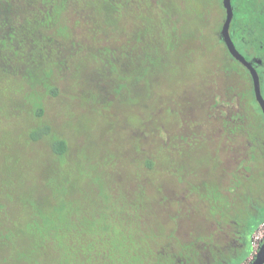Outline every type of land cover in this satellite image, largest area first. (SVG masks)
<instances>
[{
  "label": "rangeland",
  "instance_id": "rangeland-1",
  "mask_svg": "<svg viewBox=\"0 0 264 264\" xmlns=\"http://www.w3.org/2000/svg\"><path fill=\"white\" fill-rule=\"evenodd\" d=\"M90 1L68 0V5L74 10L75 2ZM111 1L116 6L115 13L97 16L87 11L76 15L79 24L72 39L81 34L69 48L62 50L43 41L40 55L28 46L23 50L22 56L37 57L43 66L48 65V57L59 64L62 94L58 103L34 93L33 85L44 73L42 68L34 69L29 62L9 63L10 53L0 51V201H4L0 207V217L4 215L0 225L14 226L18 231L17 225L24 227L31 221L23 214L32 213L35 204L44 205L52 216L39 225L53 231L59 229L54 234L55 240L63 244L70 233L85 235L80 242L84 251L79 255L83 264L85 257L91 256L86 245L98 242L97 227L109 229L110 238L116 237V243L110 241L111 250L122 254L119 244L124 228L120 227L131 223L120 221L121 218H129L131 214L134 217L135 209L140 206V214L151 225L160 218L163 207L172 206L170 200L163 198L162 190L154 189L161 185L165 186V192H170L169 186L175 187L176 181L164 174L167 167L180 163L186 170L196 167L199 176L202 175V147L191 142L183 155L174 152L167 153L168 156L155 155L156 170L145 174L140 161L146 138L142 136V127L146 124L147 129L155 128L160 114L170 117L171 110L179 103V108L189 113L193 108V88L203 87L214 77L212 60L216 52L209 44L223 50L217 40L208 43L211 37L208 28L220 17L215 4L210 2L215 0H160L162 16L158 10L154 11V21L160 17L161 26L157 22L152 31L146 28L147 10L139 0ZM90 19L98 24L111 20V34L91 38L86 33ZM178 35L185 42L204 39L206 52L202 55L185 52L183 46L171 52L169 42ZM150 39L157 42L158 51L154 52L155 65L148 70L146 64L150 58L145 45ZM40 106L45 109L43 122L52 121L55 131L74 141L73 157L68 161L57 162L42 144L27 139L33 123L30 113ZM85 108L94 111L93 116L85 115ZM173 118L179 117L174 114ZM83 130H88L86 136ZM134 138L137 141H130ZM55 196L63 197L66 205L63 212L54 205ZM18 212L21 213L17 216ZM131 222L132 229L139 225V221ZM189 222L194 223L192 219ZM140 225L145 223L142 221ZM23 241L18 237L14 242Z\"/></svg>",
  "mask_w": 264,
  "mask_h": 264
},
{
  "label": "trees",
  "instance_id": "trees-1",
  "mask_svg": "<svg viewBox=\"0 0 264 264\" xmlns=\"http://www.w3.org/2000/svg\"><path fill=\"white\" fill-rule=\"evenodd\" d=\"M141 6L144 7L147 13L144 15L146 18L147 29L152 31L155 28L156 21H154V0H139ZM258 1L264 0H232V4L236 7V14L232 31V40L239 50V32H235L236 19H240L248 24V27H253L255 24H261L264 29V21H261L259 11H255L254 4ZM111 0H91L87 4L81 2H75L74 10L72 6L68 5V0H0V51L4 54L10 53V57L7 58L9 63L24 65L27 62L31 63V66L35 68H42V75L40 80L35 81L33 88L39 98L58 103V99L61 97L62 91L60 86L59 76V64L55 59L48 57V65H41L37 57L22 56V52L25 47L28 46L37 50L40 55V45L43 41L50 42V45L55 47H62V50L69 48L72 44H76L77 37L72 39L76 35L78 27V19L76 15L81 12L88 11L87 14H102L101 16H107L108 14L117 12L115 4ZM213 2V1H210ZM90 4L88 7L87 5ZM94 4V5H93ZM72 10V11H71ZM91 26L88 32L91 38L95 39L97 36L110 35V29L113 27L111 20L105 19L104 24H98V21H91ZM259 31L261 29H258ZM74 34V35H73ZM101 34V35H99ZM244 38L247 45L253 43V37L249 33L248 29L244 33ZM200 37V36H199ZM172 36L168 47L176 51L180 46L186 52H195L202 55L206 52L204 46L205 40L202 38H194L187 48L186 42L179 35L174 39ZM257 46H264V31L260 34L257 33ZM209 42H216L211 36L208 38ZM212 50L216 52L215 59L212 60L213 76L207 84L201 88H193L195 91L194 98L191 99L193 108L189 113H185L179 108V103L168 117L166 114H160L161 119L156 120V127L147 129L146 124L142 127L144 145L143 155L140 159L142 168L145 170V174L156 170L155 155H167L170 153H180L183 155L188 151L187 143H193L201 145L202 157L204 159L203 151V139H202V123L205 109L209 102L214 101L216 95L225 94V98L232 99L239 103L241 109L252 108V89L250 83L247 81V74L244 70L240 69L236 63L232 62L228 58L226 50H219L213 44H209ZM147 58L150 61L146 64L147 69L150 70L156 63V57L154 52L158 51V44L153 39L146 41ZM212 51V53H213ZM37 55V54H35ZM152 55V56H151ZM215 60V64H213ZM25 62V63H24ZM261 94L264 96V68L259 73ZM62 83V82H61ZM33 84V82H32ZM62 85V84H61ZM121 88V87H120ZM34 90V89H33ZM119 92V91H118ZM87 105V103H86ZM85 115L93 116L94 111H87L84 109ZM177 114L178 119H174L173 115ZM30 119L32 120L30 131L27 134V139L32 143L42 144L49 150L52 156L57 162L68 161L72 155V148L75 143L67 140L61 133L55 131L52 121L43 122L45 116V109L43 106L33 109L30 113ZM177 120L180 124L177 125ZM149 124V123H148ZM150 125V124H149ZM88 130H83L82 133H86ZM152 134V136H150ZM176 135L182 136V138L176 137ZM130 141H137L135 138ZM168 156V155H167ZM178 164V165H177ZM175 163L176 166L171 165L167 167V171L164 174H169L171 181H176L175 187L169 186L170 192H165V186H157L158 192L162 190L164 199L171 201L172 206L169 204L162 208V212L159 214L157 222L149 224L150 220L140 214V206L135 209V216H124L120 221H127L131 223L129 226H122L124 232L122 234L121 245L122 254L120 252H114L111 250L112 245L109 241L112 239L109 236V229L105 226L98 228L99 237L98 242H91L86 245L88 250L107 254V256L97 260L102 262H110V264H183L185 259H190V264H206L207 260L202 256L205 250L201 245L203 234L197 229L201 226L203 220V206H202V175L196 170V167L184 169L180 163ZM175 172L178 173L180 180H176L174 177ZM185 173H187L185 175ZM203 173V169H202ZM142 174V173H141ZM142 176V175H139ZM172 177V178H171ZM173 177L175 180H173ZM142 178H145L142 176ZM146 181L150 183V179L146 178ZM170 184V183H167ZM179 189L183 191V197L187 201L180 202V208L175 213V207L177 206L173 191ZM156 191V190H155ZM190 191V192H187ZM185 192V193H184ZM54 202L58 210L63 212L66 209L65 201L61 196H55ZM4 206V201H0V207ZM48 208V207H47ZM34 211L32 213H24L25 218H29L24 227L23 225H17L18 231L14 226L0 225V264H83L81 254L83 248H81L80 242L85 235L71 233L66 236L65 243L55 240L54 234L59 233V229L50 230L44 224H40L46 217L52 216V214L45 210L44 205H34ZM49 214H46V213ZM21 212H18L17 216ZM158 215V216H159ZM1 214L0 220L3 219ZM138 216V217H137ZM133 218L129 220L130 218ZM191 219L194 223L190 224ZM179 220L182 223L181 228L178 230V234L171 233L172 225L169 223ZM139 221V225H136L135 229H132L133 222ZM144 222L145 225L141 226L140 222ZM8 223V222H7ZM189 226L190 230L188 234L181 232L185 230V227ZM21 227V228H19ZM24 229H23V228ZM22 229V230H20ZM53 229V228H52ZM184 236H187V240H184ZM22 237V243H15L14 241ZM10 239H14L10 241ZM54 239V240H52ZM110 239V240H109ZM164 240V241H163ZM113 242L116 243V237L113 235ZM163 241V242H159ZM189 242V243H187ZM107 257V258H106ZM85 264H94L95 260L89 256L85 257Z\"/></svg>",
  "mask_w": 264,
  "mask_h": 264
},
{
  "label": "flooded vegetation",
  "instance_id": "flooded-vegetation-1",
  "mask_svg": "<svg viewBox=\"0 0 264 264\" xmlns=\"http://www.w3.org/2000/svg\"><path fill=\"white\" fill-rule=\"evenodd\" d=\"M213 4L216 6L217 16L220 17L215 18L213 25L209 26L210 35L222 44L228 58L246 72L247 81L252 89V108L241 109L238 102L227 100L225 94L216 95L218 98L214 97V101L207 104L202 123L203 220L197 229L200 228L203 234L201 245L205 252L202 256L206 258V264H251L264 244V115L255 100L249 72L231 57L221 37L226 17L222 0H215ZM231 6L233 17L229 34L232 40L237 7L232 4V0ZM161 7L160 0H155L154 11L158 10L160 17ZM254 9L262 13L260 18L264 21V1L254 4ZM160 17L155 20L156 26L158 22L159 27ZM206 24L204 20L205 29ZM175 25L178 24H173ZM247 26L246 22L236 19L235 32L238 31L240 34L239 50L233 40L232 42L244 59L252 63L259 76L264 68V46H257V42L261 41L256 37L257 33L261 34L264 29L261 24H255L254 27L251 24L248 28ZM174 29L171 28V31L174 32ZM247 29L253 37L251 45H247L243 36ZM191 42L186 41L185 46L189 48ZM262 97L264 99L263 95ZM176 137L182 138L180 135ZM175 174L178 175L177 172ZM176 180L179 181L180 177L177 176ZM172 193L177 204L174 210L177 214L179 203L187 200L183 197V191L179 189H175ZM169 224L172 225L170 232L178 234L181 225L186 223L174 220ZM184 227L185 230L181 232L188 234L190 227L182 228ZM182 238L188 239L187 236ZM105 256L107 254L91 253V257L95 260L94 264H110L109 261H97ZM184 261L183 264H190L188 263L190 259Z\"/></svg>",
  "mask_w": 264,
  "mask_h": 264
},
{
  "label": "water",
  "instance_id": "water-1",
  "mask_svg": "<svg viewBox=\"0 0 264 264\" xmlns=\"http://www.w3.org/2000/svg\"><path fill=\"white\" fill-rule=\"evenodd\" d=\"M222 5L226 13L225 21L221 30V37L224 41L226 49L231 57L244 66L252 79L253 92L256 102L258 103L263 115H264V99L261 95L260 81L256 69L251 62H247L244 57L236 50L229 34V26L233 17V10L231 6V0H222ZM264 263V244L257 255V258L251 264H263Z\"/></svg>",
  "mask_w": 264,
  "mask_h": 264
}]
</instances>
